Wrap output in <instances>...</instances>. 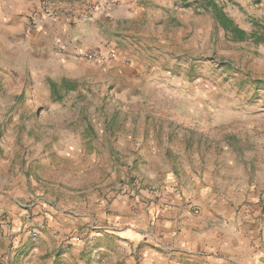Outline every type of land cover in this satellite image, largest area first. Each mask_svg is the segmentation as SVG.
Masks as SVG:
<instances>
[{"label": "crops", "instance_id": "1", "mask_svg": "<svg viewBox=\"0 0 264 264\" xmlns=\"http://www.w3.org/2000/svg\"><path fill=\"white\" fill-rule=\"evenodd\" d=\"M19 1L27 16L41 2L9 4L19 7ZM128 1L109 2L90 19L80 17L84 4L76 1L73 21L61 15L25 26L29 53L48 52V65L59 68L63 79L80 82L90 71L111 85L113 100L119 99L122 115L130 119L124 125L130 135L107 144L130 148L125 163L131 164L128 174L134 167L130 175H43V184L35 182L41 199L60 196L61 206L51 202L59 212L34 211L44 213L54 229L49 243L64 251L66 264H264V175H211L203 150L211 138L207 111L189 114L152 103L156 96L187 100L195 84L203 93L209 90V80L190 81L201 63L195 47L223 27L203 0ZM106 44L118 53L115 60L105 57ZM76 48L97 49L102 56L79 58ZM200 113L205 118L196 116ZM117 116L108 115L109 131H116ZM184 170L190 175H182ZM135 182L140 187L135 195L120 191L122 184ZM66 231L75 233L62 242Z\"/></svg>", "mask_w": 264, "mask_h": 264}, {"label": "rangeland", "instance_id": "2", "mask_svg": "<svg viewBox=\"0 0 264 264\" xmlns=\"http://www.w3.org/2000/svg\"><path fill=\"white\" fill-rule=\"evenodd\" d=\"M9 1L0 0V264H66L64 251L48 241L54 230L49 219L34 213L39 207L59 212L51 202L61 206L60 196L41 199L44 193L35 182L43 184V175H130L134 167L129 174L125 170L131 167L125 164L130 148L107 146L114 136L130 135L124 127L130 119L122 115L119 99L113 100L111 85L90 71L81 75L75 91L57 99L53 82L65 85L62 71L48 65V52L27 51L23 34L31 26L29 16L20 1L19 7ZM215 2L247 39L213 30L208 43L196 45L201 63L190 75V81L209 80V90L203 93L195 84L187 100L155 94L152 103L189 114L207 111L211 138L203 150L211 175H264V0ZM9 22L12 27L5 26ZM113 112L116 131H109L105 123ZM182 175L190 174L184 170ZM73 233L63 232L61 241Z\"/></svg>", "mask_w": 264, "mask_h": 264}, {"label": "built area", "instance_id": "3", "mask_svg": "<svg viewBox=\"0 0 264 264\" xmlns=\"http://www.w3.org/2000/svg\"><path fill=\"white\" fill-rule=\"evenodd\" d=\"M76 1L82 2L84 4V9L80 12V17L82 19H90L98 11L101 6H106L109 2L116 4H129L128 0H41L39 7L29 16V22L31 27H35L38 24V20L45 17H58L64 15L66 20L73 21L75 19L74 6L73 3ZM105 57L108 60H115L118 53L111 46L106 44L105 46ZM75 56L79 58H84L87 60L100 59L101 52L97 49L90 51H85L80 48L75 49ZM122 193L128 195H135V193L140 189L137 182L130 186L122 184L120 187ZM150 193L157 195L158 190L155 187H148ZM159 196V195H157ZM166 200L165 197H163ZM262 211L264 214V202L262 203ZM96 227V224L93 225ZM72 238L69 234L65 235V239L69 241Z\"/></svg>", "mask_w": 264, "mask_h": 264}, {"label": "trees", "instance_id": "4", "mask_svg": "<svg viewBox=\"0 0 264 264\" xmlns=\"http://www.w3.org/2000/svg\"><path fill=\"white\" fill-rule=\"evenodd\" d=\"M205 1L206 7L210 8L217 20V22L225 29L226 32H231L236 34L239 40L247 39V32L239 27L225 11L218 5L215 0H203ZM262 40L261 37H258ZM65 85H59L57 82H53V93L56 95L57 99H62L65 95L73 92L77 89V82L71 79H64Z\"/></svg>", "mask_w": 264, "mask_h": 264}]
</instances>
